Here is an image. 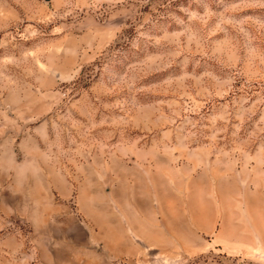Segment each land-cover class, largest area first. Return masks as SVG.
Here are the masks:
<instances>
[{"label":"rangeland","instance_id":"1","mask_svg":"<svg viewBox=\"0 0 264 264\" xmlns=\"http://www.w3.org/2000/svg\"><path fill=\"white\" fill-rule=\"evenodd\" d=\"M0 264H264V0H0Z\"/></svg>","mask_w":264,"mask_h":264}]
</instances>
